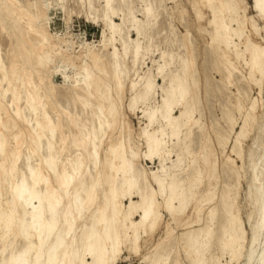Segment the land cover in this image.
Segmentation results:
<instances>
[{"label":"bare ground","instance_id":"6f19581e","mask_svg":"<svg viewBox=\"0 0 264 264\" xmlns=\"http://www.w3.org/2000/svg\"><path fill=\"white\" fill-rule=\"evenodd\" d=\"M64 1L0 0V34L11 55L8 70L0 47V264H117L123 251L127 257L141 255L145 264H171L172 244L158 252L159 242L146 252L147 237L162 225V211L182 228L180 249L190 264H264V134L263 146L247 158L254 165L249 198L257 216L249 237L237 209L240 176L225 174L228 183L219 188L202 186L204 177L214 174L208 166L213 168L216 158L201 142L206 131L197 97L202 89L219 92L224 123L219 141L229 146V154L220 150L222 161L228 164L233 156L244 165L243 143L264 108V0L191 1L200 32L209 36L202 50L203 77L189 28L177 32L167 15L168 0H140L138 6L132 0ZM54 7L68 19L79 8L101 24L98 46L84 41L75 46L68 35L50 33ZM178 20L187 27L182 12ZM37 67L47 69L46 75ZM207 70L221 75L217 84ZM53 73L71 81L72 97L83 99L82 107L95 106L85 113L88 125L70 141L87 153L93 173L84 174V156L54 170L58 154L51 138L59 123L47 111L37 115L43 98L49 99L45 92L53 95L44 82L51 84ZM99 74L101 84L95 81ZM123 93L129 94L130 110L143 107L145 123L137 136L142 148L117 138L102 159L99 150L112 139L109 119L121 109ZM96 98L110 105L103 110L92 101ZM64 112L76 126L71 111ZM258 125L264 127V121ZM12 128L19 134L6 135ZM42 138L46 142L39 144ZM142 161L157 166L146 169Z\"/></svg>","mask_w":264,"mask_h":264},{"label":"rangeland","instance_id":"374dc122","mask_svg":"<svg viewBox=\"0 0 264 264\" xmlns=\"http://www.w3.org/2000/svg\"><path fill=\"white\" fill-rule=\"evenodd\" d=\"M52 1V0H49ZM60 1V0H58ZM68 4L71 0H65ZM64 1V2H65ZM135 4L139 3L140 0H132ZM191 1L192 0H168L165 3L167 15L169 17V20L173 21V24L175 28H177V32L180 34H183L185 32V29L189 28L190 31V39L195 44L196 51H198V56L195 61V65L199 67V69L202 68L203 62H204V55L202 54V50H206L205 44L206 40L209 39L207 31L200 32L201 29H199L200 22H197L194 17V13L191 10ZM139 4H137L138 6ZM70 6L75 8L76 6ZM69 7V6H67ZM76 8L75 10H72L70 14V18L68 19L66 15H64L63 11L59 7H54L49 10V17L50 20L47 23L48 31L52 34H55L57 36L63 37L64 35H68L70 37V40L74 42L75 46L78 45L81 41L89 44H93L94 46H98V41L100 40V34H101V24L95 22L89 17H86L84 15L83 10ZM182 12V17L184 16L185 22L187 24V27L185 28L181 22L178 20L179 13ZM141 17V16H139ZM163 14L160 16L159 25L163 27L165 24L164 19L162 18ZM66 18V21H65ZM175 19V20H174ZM117 21V20H116ZM210 26H208L209 28ZM133 33V32H132ZM0 47H1V56L4 58L5 64L8 67V70L10 68V61H11V55L9 51L10 44H7L4 40L3 34H0ZM63 49H66V45H63ZM69 52H72L69 50ZM108 52V51H107ZM155 56V55H154ZM154 56H151L150 58H147L145 61V64L148 67H151L152 60ZM145 67H143V70ZM37 70L45 76L47 73V69H43L41 67H37ZM204 70H199V73L201 77L204 76ZM70 76H72V72H68ZM210 72L207 70L206 74H209ZM210 76L213 78L214 85L217 84L220 81L221 75L215 72L210 73ZM101 77L104 78L103 74H99V76H96V82L101 84ZM50 81L51 84L44 79V82L51 87V91L53 95L49 92H45V94L48 96V100H45L43 98V108L37 109V115L42 114L44 111H47L48 115L50 116L51 120L54 122V124L57 122L59 125L55 126V132L52 136L51 140L55 142V144L52 146L51 150L57 151L58 154V160L56 165L54 166V170L59 169L61 166L68 165L70 162V159L82 158L84 156V174H87L89 172L93 173V170L89 168L88 159H90L85 153V151H78L75 148V145L71 141V134L79 135V130L83 129V124L88 125V121H84V118L86 117L85 113L86 111L94 110L95 106H86V108L82 107L81 102L83 99L74 98L72 97V88L73 85L71 81H64L61 74L53 73L50 75ZM109 80L108 78H106ZM159 82V79H156ZM106 81V80H105ZM1 90V89H0ZM40 93L43 94L42 89H40ZM229 90H227L228 92ZM233 91V88L230 89V92ZM229 92V93H230ZM232 94V93H230ZM233 95V94H232ZM251 96H257L256 89L253 88L251 91ZM198 101L201 106V114L203 115L200 117V120L204 123L203 130L206 131V135L202 136V141H206V143L210 146V151L207 152L208 155L211 157H215L214 161L212 162L213 168L208 166L209 169L214 172V174L210 175V178L207 176L204 177V183L202 186L207 183L206 187H213L216 188L222 187L223 183L225 182V174H228L231 178H237V176H240V185L237 187L238 193H239V205H237V209H239L240 216L242 220L245 222V228L248 231V235L250 237V225L254 223V220L257 218L256 216V210H254V204L250 200L249 195L253 193L254 187L251 182V174L253 172V166L249 163L248 156L251 154L257 146H263V140L260 139V136L264 134V127H259L258 123L260 121H264V108H259V116H258V122L254 123L252 128L250 129V132L243 143L244 148V165L241 164V162L236 159L235 157L231 156V161L229 160L228 164L222 161L223 157L226 153L229 154L228 145L224 148L220 145L219 136L221 135L219 132H222L224 129V123L220 119V95L219 92L211 95V94H205V92L202 89V92H199L198 95ZM128 98L129 94H122L120 103H121V109H118L119 112H115L113 116L109 119V121L112 123V127L114 128L113 136L110 141L106 140L104 144L102 145L100 152V157L103 159V157L106 154V150L109 148L110 145H112L115 140L118 138L123 139L125 138V141L128 139L135 144V146L139 147V149L142 148L140 142L138 141V133L140 127H142L145 123L144 118L142 117L141 110L142 105L137 104L134 111L130 110L128 108ZM93 102L99 103L103 110L107 109V107L110 105V101H105L99 98H96L92 100ZM60 105V107H59ZM23 107V106H22ZM57 110L54 111L53 110ZM67 108L71 111V115L74 119L77 120V125L73 126L68 122V116H66L64 110ZM97 111V109H96ZM79 113L80 115H77ZM197 118V117H196ZM3 120H5L3 118ZM21 121L18 120V123ZM238 125V123H237ZM12 127V126H11ZM222 128V130L220 129ZM196 129V128H195ZM194 129V133L196 134L198 131ZM6 135L13 134L17 135L19 134L18 128H12V130L4 131ZM43 132L45 133L46 137H50L48 131H45L43 129ZM230 138L234 137V133L229 134ZM64 140V143L62 141ZM27 139L24 138V140L20 143L19 150H21V153L25 151V145H26ZM46 138H42V141H39V144L45 143ZM13 143V142H12ZM224 148V152H220V150ZM39 151H42V149ZM38 151V152H39ZM82 153V155L80 154ZM87 159V160H86ZM102 159L101 162H102ZM142 165L147 169L153 170L157 166V162L152 163L147 161H142ZM226 165L225 171H223V167ZM100 169V165H99ZM68 171H71V173H74L73 169L68 168ZM205 173V171H204ZM52 174V173H50ZM79 175L77 174L74 179V184L78 181ZM54 184V183H53ZM74 184H72L71 191L74 189ZM216 184V185H215ZM201 186V187H202ZM216 194V190L214 191ZM213 193V194H214ZM210 194V195H213ZM209 195V194H208ZM207 196V195H205ZM205 196L203 198H205ZM134 200H137V197H133ZM127 204V201H125ZM210 204H206L202 207L201 213H204L206 211L207 206ZM186 213V211H185ZM137 218V216H135ZM204 220H205V214H204ZM161 223L162 225L157 228L156 233L148 239L146 242L147 250H150L155 247L157 243H161L159 245L160 250H157L158 252L161 251L164 247H168L169 245H173V253H171V264H190L188 260H186L183 257V253L181 251V242L179 241L180 234L182 233V228L178 226L177 222L169 217L167 213L162 211L161 216ZM167 225L168 227H165ZM194 225V224H193ZM198 225V224H197ZM196 225V227H197ZM260 242V238L256 243ZM148 244V245H147ZM145 250L144 248L141 250L143 253ZM174 259V260H173ZM117 264H145L144 260L142 259L141 255H131V257H127V253L123 251L121 258L117 260Z\"/></svg>","mask_w":264,"mask_h":264}]
</instances>
